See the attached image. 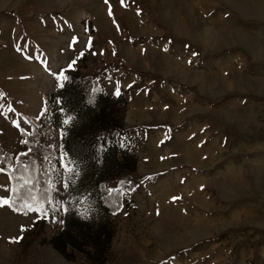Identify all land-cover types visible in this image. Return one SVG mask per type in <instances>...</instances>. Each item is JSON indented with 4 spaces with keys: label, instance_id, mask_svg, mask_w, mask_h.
I'll return each instance as SVG.
<instances>
[{
    "label": "rangeland",
    "instance_id": "rangeland-1",
    "mask_svg": "<svg viewBox=\"0 0 264 264\" xmlns=\"http://www.w3.org/2000/svg\"><path fill=\"white\" fill-rule=\"evenodd\" d=\"M65 66L122 95L141 177L99 257L51 244ZM3 157L0 264H264V0H0Z\"/></svg>",
    "mask_w": 264,
    "mask_h": 264
},
{
    "label": "trees",
    "instance_id": "trees-1",
    "mask_svg": "<svg viewBox=\"0 0 264 264\" xmlns=\"http://www.w3.org/2000/svg\"><path fill=\"white\" fill-rule=\"evenodd\" d=\"M49 100L57 109H52L51 122L60 130L58 155L69 166L63 178L64 195H50L64 207L61 228L51 244L62 255L72 247L83 252L85 258L93 253L99 257L110 242L109 216L122 205L123 190H132L141 180L131 150L130 129L115 117L118 104L124 105L123 97L111 98L94 81L65 66L58 71L57 88ZM119 139L123 146L118 144ZM0 166H5V157L0 159ZM113 177L126 183L108 190L104 183ZM20 181L30 186L34 179ZM92 226H96L94 231L86 232ZM87 247L91 251H85Z\"/></svg>",
    "mask_w": 264,
    "mask_h": 264
},
{
    "label": "built area",
    "instance_id": "built-area-1",
    "mask_svg": "<svg viewBox=\"0 0 264 264\" xmlns=\"http://www.w3.org/2000/svg\"><path fill=\"white\" fill-rule=\"evenodd\" d=\"M44 113L46 114L47 112L44 111ZM52 114H53V113H50V120H51ZM46 118H48V117H46ZM51 123H52V122H51ZM51 127L57 132V136H58L59 148L57 149V152H56V159H55L56 161H55V162H57L58 165H62V166H63L64 174H62V176H61V181H62V183H63V178H64V176L66 175V173L68 172V170H69V166L66 165V164H64V163H62V162L60 161V158H59V155H58L59 149H60V147H61V142H60V130L57 129V128H55V126H54L53 124H51Z\"/></svg>",
    "mask_w": 264,
    "mask_h": 264
}]
</instances>
